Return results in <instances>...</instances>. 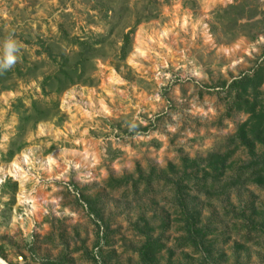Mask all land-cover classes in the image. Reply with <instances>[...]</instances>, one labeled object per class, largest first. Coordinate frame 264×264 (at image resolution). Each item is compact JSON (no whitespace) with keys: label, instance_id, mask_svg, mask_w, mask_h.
Instances as JSON below:
<instances>
[{"label":"rangeland","instance_id":"374dc122","mask_svg":"<svg viewBox=\"0 0 264 264\" xmlns=\"http://www.w3.org/2000/svg\"><path fill=\"white\" fill-rule=\"evenodd\" d=\"M9 37L0 264H264V0H0Z\"/></svg>","mask_w":264,"mask_h":264},{"label":"clouds","instance_id":"9594fccd","mask_svg":"<svg viewBox=\"0 0 264 264\" xmlns=\"http://www.w3.org/2000/svg\"><path fill=\"white\" fill-rule=\"evenodd\" d=\"M19 53V46L11 37L4 41V55L0 60V72L6 71L14 66Z\"/></svg>","mask_w":264,"mask_h":264},{"label":"trees","instance_id":"16d2710c","mask_svg":"<svg viewBox=\"0 0 264 264\" xmlns=\"http://www.w3.org/2000/svg\"><path fill=\"white\" fill-rule=\"evenodd\" d=\"M184 212H185L184 214L186 215L187 228L189 231H192L193 227H195L194 225H195V221H196L194 213H192L191 209L185 210V208H184ZM53 264H61V263L57 262V263H53Z\"/></svg>","mask_w":264,"mask_h":264},{"label":"bare ground","instance_id":"6f19581e","mask_svg":"<svg viewBox=\"0 0 264 264\" xmlns=\"http://www.w3.org/2000/svg\"><path fill=\"white\" fill-rule=\"evenodd\" d=\"M1 260V259H0ZM3 262V261H2Z\"/></svg>","mask_w":264,"mask_h":264}]
</instances>
